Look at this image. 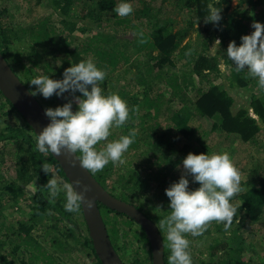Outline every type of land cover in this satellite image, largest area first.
I'll use <instances>...</instances> for the list:
<instances>
[{
  "label": "trees",
  "instance_id": "16d2710c",
  "mask_svg": "<svg viewBox=\"0 0 264 264\" xmlns=\"http://www.w3.org/2000/svg\"><path fill=\"white\" fill-rule=\"evenodd\" d=\"M11 1L14 0H0V52L29 91L34 87L29 84L34 75L62 79L71 64L93 58L107 72L101 84L105 92L118 94L127 102L129 119L123 126L113 127L107 141L136 130L135 142L123 156L126 168L110 162L102 171L91 174L109 193L133 204L156 225L163 241L164 263L168 264L170 250L159 223L170 211L165 189L178 181L176 165L192 151L189 141L199 134L189 121L202 120L207 132L264 149V88L246 71H235L224 53L230 41L239 45L242 35L254 31L253 22L264 23V0H240L231 11V0H217L216 6L222 9L219 27L213 22L205 23L209 0H176V8L189 14L179 22L171 16L159 17L166 0H135L134 12L127 17L112 11L119 0H24L44 4L50 12L26 24L12 21ZM216 38L221 40V51L213 57L209 48ZM57 56L62 60L59 64ZM221 62L228 71L226 83L222 82L226 85L214 82L224 73L219 68ZM233 88L248 92L245 104H237ZM65 97L67 93L48 99L35 96L44 110L62 106L67 102ZM11 114L15 124L8 118ZM161 116L170 118L171 124H161ZM36 138L26 120L0 92V141L16 146V178L4 180L0 172V264H67L59 259L72 252L73 243L85 248L92 264H102L94 252L82 211L66 212L63 194L50 198L45 185L53 177L43 172L42 165H49L57 177L68 180L51 153L36 151ZM180 138L184 142L179 146L175 142ZM134 156L143 159L146 166L129 159ZM144 167L151 173L150 178L142 176ZM258 170L245 175L240 193L232 198L238 211L227 231L223 223L213 221L202 235L188 236L191 250L196 241L204 246L197 256H192L194 264H251L252 256L246 255L250 251L258 257L257 264H264L263 251L257 252V247L263 248L261 242L255 244L254 250L249 249L253 244L245 236L248 225L264 214V175H258ZM148 180L156 182L153 197L149 196L152 186ZM29 183L34 187L31 192L23 186ZM191 184V188L199 187L198 183ZM20 197L26 200L24 207L30 209L26 213L29 218L12 217L9 222L4 206L11 209ZM142 199H146L145 204ZM98 206L120 259L126 264H152L142 227L124 213L101 203ZM51 214L55 222L45 225V234L59 233L51 237L57 254L42 246L35 235L39 222ZM58 222L64 224V231H59ZM133 245L132 257L126 258L123 252L131 253L128 250Z\"/></svg>",
  "mask_w": 264,
  "mask_h": 264
},
{
  "label": "clouds",
  "instance_id": "9594fccd",
  "mask_svg": "<svg viewBox=\"0 0 264 264\" xmlns=\"http://www.w3.org/2000/svg\"><path fill=\"white\" fill-rule=\"evenodd\" d=\"M216 4L217 0H209L204 18L205 23L213 22L219 27L222 9ZM112 11L119 17L129 16L134 12L132 0H119ZM252 28L251 34L241 36L239 45L235 40L230 41L223 52L235 71H246L247 76L257 78L259 86L264 88V23L255 21ZM220 45L221 40L216 38L209 54L216 57ZM219 68L224 70L222 62ZM106 76L105 69L93 58H87L66 68L62 79L38 73L29 80L34 86L29 92L33 97L41 95L48 99L53 95L63 97L65 93L70 97H65L67 102L62 106L45 108L44 114L50 122L37 134L36 151L46 155H73L82 168L93 174L110 162L124 164L123 156L135 142L137 132L130 130L127 135L107 142L111 129L123 126L129 119L130 109L118 94L105 92L101 84ZM101 142L105 144L98 148ZM182 168L178 181L165 189L170 211L159 223L170 250L168 264H194L188 236L202 235L213 221L223 223L227 231L238 211L231 203L232 198L241 191L240 171L226 152H189L182 159ZM42 170L53 175L49 165L43 164ZM189 177L199 187L191 188ZM45 187L50 198L63 194L66 212L79 213L85 203L89 209L94 206V198L86 195L89 187L79 180L68 183L51 178Z\"/></svg>",
  "mask_w": 264,
  "mask_h": 264
},
{
  "label": "rangeland",
  "instance_id": "374dc122",
  "mask_svg": "<svg viewBox=\"0 0 264 264\" xmlns=\"http://www.w3.org/2000/svg\"><path fill=\"white\" fill-rule=\"evenodd\" d=\"M175 1L176 0H166L161 5V11L158 13L160 18L171 16L175 18L177 22H179L178 19L180 18L186 19V16H188L189 14L187 13V11H181L178 8H176ZM135 2H136L135 0L132 1V3H135ZM239 2L240 0H231L229 3V6H230L229 11L233 10L237 6V4H239ZM28 7L30 11L29 10L25 11L24 9H27ZM9 12L13 14L12 21L16 23L23 22L25 24L32 21L35 17L44 16L50 13L44 4H37L34 1L32 3H26V1L24 0L23 1L21 0L11 1L9 4ZM181 25L183 24L179 23V26ZM94 32L95 30L93 31V33ZM55 61L57 64H59L61 63L62 60L60 56H57ZM227 75H228V71L226 72V69L224 67L223 75H221L220 77L216 76L214 82H217L219 84H223L222 82L226 83ZM223 85H226V84H223ZM231 92L234 94V97L237 100V104L238 103L245 104V101L248 97V92H246V90L244 89L235 90L233 88L231 89ZM73 109L74 111L76 110L75 104H73ZM167 117H170V116H167ZM8 118L10 119L11 124H15L16 121H15V116L13 114H11V116H8ZM160 123L165 124V125H168V124L170 125L171 119L161 116ZM189 124L195 129L197 128L199 131V134L195 135L194 139L189 141L193 145L192 148L190 149L192 150L191 152L195 150L197 151L200 150V151L207 152L208 154L224 153V152L228 153L230 157L232 158L233 162L235 163L236 167L240 171L241 183L245 181V175L249 171L254 170L255 168H259L258 175H264V149L257 150L255 147H251L250 144L240 142L239 140H236L232 137H227L220 133L207 132L206 127L202 124V120L192 119L189 121ZM183 142H184L183 139L180 138L175 142V144H179L180 146L183 144ZM2 146H4V148ZM15 153H16L15 144L5 143L4 141H0V172L2 173L1 175H3L4 173V180L6 178H9L11 180L16 178V171H15L14 157H13V155L15 156ZM21 154H23V152ZM3 159L4 161H2ZM129 159L133 161H139L143 164V166H146L144 160L137 156H134ZM150 159H153V157L151 156ZM118 165L120 168L121 167L126 168L125 162L124 164H118ZM177 168L179 169L178 172L177 173L174 172V173L176 174L175 176L177 177V179H179L183 171L182 161L181 163H178L176 165V169ZM142 169L145 170V171H142L141 173V169H140V173L142 174V176L150 178L151 173L146 171L147 167H144ZM52 173H53L52 175L53 178L62 179V178L57 177L54 171ZM189 179H190V187H192L193 185L191 184L192 183L191 178L189 177ZM148 181H149V185L152 186V190L149 196L153 197L154 193H156V190H154V184L156 182L155 180H148ZM23 186L29 192H31L34 189L32 183H29ZM141 201L143 202V204H145L146 199L145 200L142 199ZM25 203H26V200L23 197H20L17 205L11 206V209L9 208L8 205L4 206V210L6 214H9V216H7V219L11 220L12 217H15L16 219L24 218L26 220L27 218H29L27 214L30 213V209H28L27 207H24ZM101 213L104 218L103 211H101ZM76 215L74 216L75 219L77 218ZM53 216L54 215L51 214L47 216V218L44 217V219L41 220V222H39L35 235L39 236L38 240L41 241L40 243L42 244V246H45L47 249L53 252L56 251L54 253L57 254L58 253V251L56 250L57 247L51 244L52 242L51 237L52 235L56 236L59 233L57 231L55 232L50 231L48 234H45L46 233L45 225H50L55 222V219L53 218ZM76 221L78 222V225L81 227L82 224H80V220L76 219ZM58 227H59L60 232L62 230L63 231L65 230L64 224L62 222L60 223L58 222ZM49 230L51 229H48V231ZM245 236H246V240H248L250 244H253V247H249V249L254 250L255 244H257V242L260 241L261 242L260 244L263 246V248L258 249L257 247V252L263 251L264 253V214L261 218L258 219V221L253 222L251 225H248V227L246 228ZM73 246L74 247H73L72 252L68 254H62L63 257L59 259V261H64L67 264H92V261L88 259V257L86 256L85 248L82 245L78 243H73ZM203 247L204 246L200 242H197V241L194 242L193 250H191L190 248L192 256H197V254L199 253L198 250L203 249ZM130 250L132 251L129 254L126 252H123L126 258L132 257L133 252L135 250V246L133 245L131 249H129L128 251ZM246 255H248L249 257L252 256L251 261L253 263L251 264H257L258 257L256 256L255 253L250 251ZM121 259H122V262L126 264L125 260L123 258Z\"/></svg>",
  "mask_w": 264,
  "mask_h": 264
},
{
  "label": "water",
  "instance_id": "95a60500",
  "mask_svg": "<svg viewBox=\"0 0 264 264\" xmlns=\"http://www.w3.org/2000/svg\"><path fill=\"white\" fill-rule=\"evenodd\" d=\"M0 92L26 120L34 133L39 134L50 121L45 116L44 109L35 97L29 94L28 88L13 71L0 52ZM58 161L69 183L79 180L87 185L90 191L86 194L94 198V206L89 209L82 205L81 211L86 223L88 235L94 252L102 264H124L108 236L98 203L111 210L124 213L133 219L145 232L152 255V264L164 263V246L156 225L133 204L118 199L110 194L86 169L82 168L75 156L64 153L59 156L51 154ZM79 190V186H76Z\"/></svg>",
  "mask_w": 264,
  "mask_h": 264
}]
</instances>
